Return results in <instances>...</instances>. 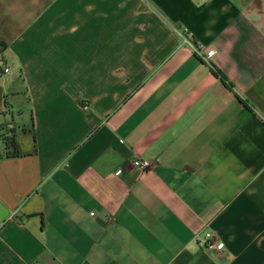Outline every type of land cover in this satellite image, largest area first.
<instances>
[{
    "label": "crops",
    "instance_id": "1",
    "mask_svg": "<svg viewBox=\"0 0 264 264\" xmlns=\"http://www.w3.org/2000/svg\"><path fill=\"white\" fill-rule=\"evenodd\" d=\"M5 132L0 264H264V0H0Z\"/></svg>",
    "mask_w": 264,
    "mask_h": 264
},
{
    "label": "built area",
    "instance_id": "2",
    "mask_svg": "<svg viewBox=\"0 0 264 264\" xmlns=\"http://www.w3.org/2000/svg\"><path fill=\"white\" fill-rule=\"evenodd\" d=\"M194 51L197 57L204 63H207L208 60L214 55V51L212 49H208L203 46H199L194 48ZM8 70L7 68L3 69V72L6 73ZM86 109V107H84ZM133 166L140 170L149 169L151 164L149 161L146 160H136L133 162ZM209 242L205 245V251L215 261H218L221 255V252L224 249V244L222 242H212L211 235L206 236Z\"/></svg>",
    "mask_w": 264,
    "mask_h": 264
},
{
    "label": "trees",
    "instance_id": "3",
    "mask_svg": "<svg viewBox=\"0 0 264 264\" xmlns=\"http://www.w3.org/2000/svg\"><path fill=\"white\" fill-rule=\"evenodd\" d=\"M220 80L225 84V79L223 77H220ZM0 143L5 157L12 158L19 156L14 137L10 132H5L0 136Z\"/></svg>",
    "mask_w": 264,
    "mask_h": 264
}]
</instances>
